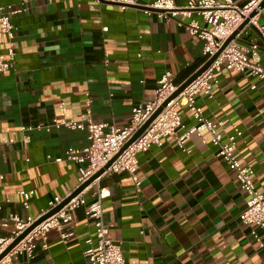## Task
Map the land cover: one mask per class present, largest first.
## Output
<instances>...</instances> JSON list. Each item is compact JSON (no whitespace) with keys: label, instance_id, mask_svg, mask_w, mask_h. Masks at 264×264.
Wrapping results in <instances>:
<instances>
[{"label":"crops","instance_id":"obj_1","mask_svg":"<svg viewBox=\"0 0 264 264\" xmlns=\"http://www.w3.org/2000/svg\"><path fill=\"white\" fill-rule=\"evenodd\" d=\"M232 1L242 5L247 0ZM0 4L5 11H25L11 16L16 27L15 64L0 74V217L36 218L53 198L75 189L77 165L64 160V153L89 143L85 132L56 129L53 119H78L89 97L94 122L123 128L135 105L152 100L165 72L179 86L207 57L202 42L176 21L147 15L140 8L122 9L94 0H0ZM258 19L264 23V8ZM246 32L240 42L256 31ZM259 45L264 67L260 40ZM7 46L6 36L0 35V59L6 58ZM216 78L210 95L198 94L196 104L207 119L221 121L218 132L223 141L235 130L241 133L234 156L241 165H252L254 186L264 193V81L248 71L225 69ZM178 112L186 129L195 124L184 104ZM21 127L32 129L23 132ZM185 148L188 152L167 137L160 147L139 154L138 189L125 173L100 178L107 193L102 209L108 237L120 243L124 263L264 264V232L240 222L246 193L216 156L209 132L192 134ZM57 158L63 160L55 162ZM19 191L33 192L27 209ZM84 196L92 201L91 192ZM12 229L9 223L1 235L9 236ZM94 234L80 207L62 232L47 234V249L38 239L32 258L13 255V264H89L85 241Z\"/></svg>","mask_w":264,"mask_h":264},{"label":"built area","instance_id":"obj_2","mask_svg":"<svg viewBox=\"0 0 264 264\" xmlns=\"http://www.w3.org/2000/svg\"><path fill=\"white\" fill-rule=\"evenodd\" d=\"M98 4H113L126 8H140L145 14L154 13L159 19L176 21L179 27L186 30L188 35L202 42V53L207 60L213 57L223 46L225 41L246 20L247 24L219 53L210 66L176 97L170 99L160 113L146 126V128L126 147H123L145 125V123L162 107V105L175 93L178 86L172 81L171 73L165 72L157 82L154 96L147 103H138L130 112L128 124L117 128L113 124L96 123L92 120L91 100H84V111L78 119H53L51 124L56 129L66 128L85 132L88 145L81 149L69 148L64 153V160L77 165V189L99 172L113 157L117 158L110 166L77 196L72 198L60 210L36 225L12 250L0 260V264H13V255H26L32 258L36 249V242L41 240V247L47 249V234L51 230L62 232L63 226L71 220V213L83 207L87 219L94 226L93 239L85 241V255L89 264H125L120 243L108 237V228L103 218L102 200L107 196L99 180L112 173H125L134 182L136 189L140 182L137 178L139 163L137 156L147 152L152 146H161V140L173 137L176 145L184 152L186 140L194 133L208 131L211 144L216 147V156L234 172L235 179L246 193L245 208L239 214V220L244 225H255L264 232V193L256 190L252 181L253 167L251 164L241 165L234 156L235 141L241 133L235 130V135L223 141L218 132L221 121L212 122L203 115V110L196 104L198 94L210 95L213 85L217 83L216 74L222 69L230 72L244 73L248 71L251 76L264 81V67L261 65L259 40L264 44V23L259 22V8L263 0H247L242 5L232 0H185L178 5L174 0H150L141 4L140 0H94ZM25 12L24 9L5 11L0 4V35L7 38L6 58L0 59V74L9 71L15 64L14 36L16 27L11 22V16ZM255 12V15H250ZM255 29L254 36L247 42H240L239 37L246 31ZM106 31V28L102 29ZM252 89L254 86L251 87ZM184 104L192 115L195 124L185 128L182 124L178 108ZM65 112L64 107H59ZM40 130L41 126L35 127ZM30 127H21V131H29ZM179 130L183 132L178 133ZM27 142V138H25ZM123 149V150H122ZM57 158L55 162L62 161ZM3 175L0 173V180ZM74 189V190H75ZM73 190V191H74ZM91 192L92 201L87 202L84 194ZM33 192L19 191L23 198V207L28 208V201ZM72 192L64 197H55L48 203V207L36 218L20 219L10 214L7 219L0 217V254L14 241L16 237L26 231L40 217L60 205ZM8 202V201H5ZM2 201L0 200V210ZM12 223L13 229L9 236L3 237L1 230ZM65 238V235L62 234Z\"/></svg>","mask_w":264,"mask_h":264},{"label":"water","instance_id":"obj_3","mask_svg":"<svg viewBox=\"0 0 264 264\" xmlns=\"http://www.w3.org/2000/svg\"><path fill=\"white\" fill-rule=\"evenodd\" d=\"M260 9L264 8V0L260 3L259 5ZM255 12H253L250 17L254 16ZM248 20H246L242 25L239 26V28L225 41V43L223 44V46L221 47V49L210 59H208L193 75H191L186 81H184L181 85L178 86L177 90L175 91V93L162 105V107H160L155 114L145 123V125L132 137V139L123 147L126 148L145 128L146 126L160 113V111L162 110V108L166 105V103L178 96L185 88L188 84H190L193 80H195L198 76H200L209 66L210 64L217 58V56L219 55V53L221 52V50L233 39H235L236 35L243 29V27L247 24ZM122 149V150H123ZM119 155V154H118ZM116 155L115 157H113L99 172H97L93 177H91L87 182H85L84 184L80 185L77 189H75L74 191H72V193L60 204L58 205L56 208H54L53 210H51L50 212H48L46 215L38 218L32 225L31 227H29L26 231H24L21 235H19L18 237H16L14 239V241L0 254V260L6 256L11 250L12 248H14V246H16L36 225H38L39 223H41L43 220H45L46 218H48L49 216H51L52 214H54L55 212H57L58 210H60L65 204H67L72 198H74L75 196H77L86 186H88L94 179H96L98 176H100L109 166L110 164L117 158Z\"/></svg>","mask_w":264,"mask_h":264}]
</instances>
